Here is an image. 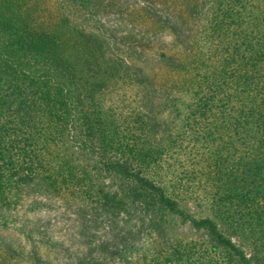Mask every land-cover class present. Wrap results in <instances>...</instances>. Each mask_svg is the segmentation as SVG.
<instances>
[{
  "label": "trees",
  "instance_id": "1",
  "mask_svg": "<svg viewBox=\"0 0 264 264\" xmlns=\"http://www.w3.org/2000/svg\"><path fill=\"white\" fill-rule=\"evenodd\" d=\"M2 230L0 264H264V0H0Z\"/></svg>",
  "mask_w": 264,
  "mask_h": 264
},
{
  "label": "rangeland",
  "instance_id": "2",
  "mask_svg": "<svg viewBox=\"0 0 264 264\" xmlns=\"http://www.w3.org/2000/svg\"><path fill=\"white\" fill-rule=\"evenodd\" d=\"M133 1H135V0H133ZM162 38V37H161ZM167 42H169L170 43V40L167 38V39H165ZM161 42H162V40H161ZM169 43H168V45H169ZM166 46V45H163V47L164 46H166V47H169L170 48V45L169 46ZM158 46V45H157ZM162 46V45H161ZM151 59V58H150ZM152 62V61H151ZM150 62V64L149 65H151L152 63ZM148 65V66H149ZM194 211L195 212H198V215H205V214H208L209 212H208V210H207V208L205 207V205L204 204H202V206H199V207H195L194 208ZM0 238H4V239H7V240H9V241H15V240H17L18 238H19V235L17 234V232H15V231H13V230H8V231H0Z\"/></svg>",
  "mask_w": 264,
  "mask_h": 264
}]
</instances>
